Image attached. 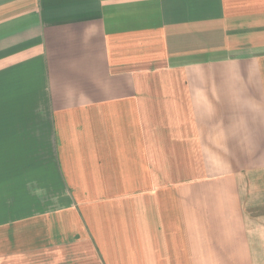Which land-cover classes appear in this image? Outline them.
Masks as SVG:
<instances>
[{
    "label": "crops",
    "instance_id": "1",
    "mask_svg": "<svg viewBox=\"0 0 264 264\" xmlns=\"http://www.w3.org/2000/svg\"><path fill=\"white\" fill-rule=\"evenodd\" d=\"M0 264H264V0H0Z\"/></svg>",
    "mask_w": 264,
    "mask_h": 264
},
{
    "label": "rangeland",
    "instance_id": "2",
    "mask_svg": "<svg viewBox=\"0 0 264 264\" xmlns=\"http://www.w3.org/2000/svg\"><path fill=\"white\" fill-rule=\"evenodd\" d=\"M181 196L182 195V189H170V196Z\"/></svg>",
    "mask_w": 264,
    "mask_h": 264
}]
</instances>
